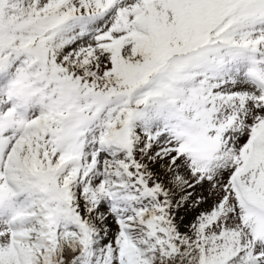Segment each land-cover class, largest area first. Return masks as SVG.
Returning <instances> with one entry per match:
<instances>
[{
  "label": "snow or ice",
  "instance_id": "1",
  "mask_svg": "<svg viewBox=\"0 0 264 264\" xmlns=\"http://www.w3.org/2000/svg\"><path fill=\"white\" fill-rule=\"evenodd\" d=\"M0 264H264V0H0Z\"/></svg>",
  "mask_w": 264,
  "mask_h": 264
}]
</instances>
